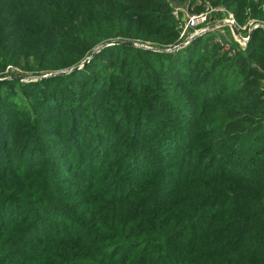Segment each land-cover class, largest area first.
<instances>
[{
    "label": "trees",
    "instance_id": "1",
    "mask_svg": "<svg viewBox=\"0 0 264 264\" xmlns=\"http://www.w3.org/2000/svg\"><path fill=\"white\" fill-rule=\"evenodd\" d=\"M216 39L175 50L166 0H0V264H264V30Z\"/></svg>",
    "mask_w": 264,
    "mask_h": 264
},
{
    "label": "rangeland",
    "instance_id": "2",
    "mask_svg": "<svg viewBox=\"0 0 264 264\" xmlns=\"http://www.w3.org/2000/svg\"><path fill=\"white\" fill-rule=\"evenodd\" d=\"M167 2L170 3V6H171V9H172V12H173V18L176 21V24H177L178 29L181 31L182 43L180 44V47H182L181 45H183V47H184V45L186 46L185 42L188 39H190L192 37V35H194V33H195L193 30L186 28L188 18L191 15L197 14L194 11L197 9L198 6L203 5L205 3L204 2H201L200 0H198L197 3L196 4H193V5L191 3H189V2H185V3L179 2L178 3V1H176V0H167ZM208 6H211V2L210 1H207L206 2L205 6H204V10ZM216 7H220L222 10L221 11L214 12L211 15L210 22H209L210 32L216 31V34H217L216 41L220 45H222L224 47V50L225 51H227L229 49H232V46L233 47H238L237 49L240 48V50L247 49L246 46L242 45L239 42L241 40V37L239 38V37H236L235 36L234 31H233V26H230L229 24H227V23H229L227 21L229 19V14H231L232 12H229L223 6H216ZM222 23H225V26H221ZM230 27H232V28H230ZM234 27H237L239 29V31L241 30L240 31V34H241L242 37L249 36V39H250L251 31L253 29L251 31L247 32L246 31L247 29H244L242 27H239L238 23L236 25H234ZM212 28H214V30H212ZM198 37H201V36H197L196 38H194V40L197 39ZM232 39L234 41H232ZM136 45L138 47H141V48H144V49H150V47H152V46H148V43L146 45H143V44H136ZM8 71H12V72L17 73V74H21L22 73V70L20 68L14 67V66H9L8 67ZM65 72H69V71H65ZM45 76H48V74H46ZM38 78L39 77H31L32 80H35V79H38ZM25 80L28 81L29 78L28 79H25ZM21 82H23V81H21ZM31 124H32V120L30 122H28L27 124H25L24 126H22L21 129H23L24 127L25 128H29L31 126ZM44 125L45 126H48L49 123L46 122L44 124H41V126H44ZM72 170L74 172V176H76V177L82 176L81 174H78L76 172V170H74V169H72ZM66 178L67 179H71L72 177H66ZM89 201H92V199H89ZM76 202H78L77 199H76ZM94 207H96V204L95 205H90V206H82L81 209L82 210H86V209L87 210H91V209H94Z\"/></svg>",
    "mask_w": 264,
    "mask_h": 264
},
{
    "label": "built area",
    "instance_id": "3",
    "mask_svg": "<svg viewBox=\"0 0 264 264\" xmlns=\"http://www.w3.org/2000/svg\"><path fill=\"white\" fill-rule=\"evenodd\" d=\"M221 10L222 9L220 7L208 6L207 8H205V10L203 12H199V13L197 12V14L191 15L188 18L186 28L193 30L195 33H194V35H192V37L190 39H188L185 42V44L186 45L189 44L197 36H202V35L210 32L209 22H210L211 15L214 12L221 11ZM227 21L229 22L227 24H229L230 26H234L237 24L235 16L233 13L229 14V19ZM250 25H251V28L249 31H251L252 29H258V28H262L264 30V23L253 21ZM230 28H232V27H230ZM248 40H249V36H247V37L241 36V40L239 42L242 45L247 47L248 42H249ZM179 47H177V48H179Z\"/></svg>",
    "mask_w": 264,
    "mask_h": 264
},
{
    "label": "water",
    "instance_id": "4",
    "mask_svg": "<svg viewBox=\"0 0 264 264\" xmlns=\"http://www.w3.org/2000/svg\"><path fill=\"white\" fill-rule=\"evenodd\" d=\"M221 26H225V23H222V25ZM212 30H214V28H212ZM255 29H253L252 31H251V34L253 33V31H254ZM233 31H234V34H235V36L236 37H241V34H240V31H239V29L237 28V27H234L233 26ZM251 36V35H250ZM114 44H120V42H114V43H111V45H114ZM123 44H125V45H129V46H135V47H138L134 42H132V41H128V42H123ZM111 45H109V46H111ZM182 47H183V45H181ZM182 47H180V48H182ZM185 47V46H184ZM180 48H177V49H175V50H180ZM102 49V47H100L98 50H97V52L98 51H100ZM96 54V52H94V54L92 55V57L91 58H93L94 57V55ZM91 58H89V59H87L84 63H82V65H84V64H86V63H88L89 61H90V59ZM81 67H77L76 69H73V70H77V69H80ZM49 76V75H48ZM44 77H47V76H44ZM25 79H28V78H25ZM25 79H20L21 81H25Z\"/></svg>",
    "mask_w": 264,
    "mask_h": 264
}]
</instances>
